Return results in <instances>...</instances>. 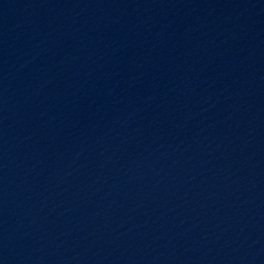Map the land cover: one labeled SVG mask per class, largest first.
Returning a JSON list of instances; mask_svg holds the SVG:
<instances>
[{
  "label": "water",
  "instance_id": "1",
  "mask_svg": "<svg viewBox=\"0 0 264 264\" xmlns=\"http://www.w3.org/2000/svg\"><path fill=\"white\" fill-rule=\"evenodd\" d=\"M0 264H264V0H0Z\"/></svg>",
  "mask_w": 264,
  "mask_h": 264
}]
</instances>
